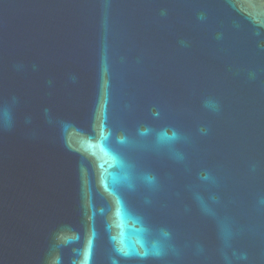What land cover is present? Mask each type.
Wrapping results in <instances>:
<instances>
[{"label": "water", "instance_id": "water-1", "mask_svg": "<svg viewBox=\"0 0 264 264\" xmlns=\"http://www.w3.org/2000/svg\"><path fill=\"white\" fill-rule=\"evenodd\" d=\"M0 264H264V0H0Z\"/></svg>", "mask_w": 264, "mask_h": 264}]
</instances>
